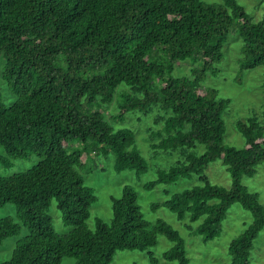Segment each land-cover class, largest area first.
I'll return each instance as SVG.
<instances>
[{"label":"trees","instance_id":"trees-1","mask_svg":"<svg viewBox=\"0 0 264 264\" xmlns=\"http://www.w3.org/2000/svg\"><path fill=\"white\" fill-rule=\"evenodd\" d=\"M232 31L243 39L240 70L264 69V21L254 22L236 0H0L2 80L16 97L7 106L0 90V147L6 152L0 162L11 168L18 160L38 161L27 171L0 175V207L17 209V220L0 219V245L28 231L0 264H61L65 258L112 264L119 251H148L159 235L173 243L165 260L190 264L185 238L164 220L148 222L132 185L114 200L110 224L98 219L94 231L87 224L97 202L82 175L90 161L111 150L118 173L140 177L149 170L135 131L115 128L133 113L154 116L155 153L183 154L145 188L199 180L153 208L199 223L193 235L209 242L220 236L231 207L241 204L253 222L231 242L229 255L231 264H250L264 230V205L243 178L264 163V125L238 121L245 145H226L224 114L231 102L214 88L200 94L208 75L219 73ZM188 61L195 65L191 77H176V66ZM114 104L117 115L110 112ZM218 160L231 173L230 189L206 175ZM54 201L72 232H57Z\"/></svg>","mask_w":264,"mask_h":264},{"label":"rangeland","instance_id":"rangeland-1","mask_svg":"<svg viewBox=\"0 0 264 264\" xmlns=\"http://www.w3.org/2000/svg\"><path fill=\"white\" fill-rule=\"evenodd\" d=\"M202 1L208 4L224 3V0ZM236 1L246 10L254 22L264 21V3L260 0ZM242 46L243 39L238 31H232L224 49V61L218 66L219 73L208 75L203 89L200 90V94L204 95L207 88L217 89L221 98L228 99L231 102L224 114L227 128L225 144L238 149L243 148L245 145V139L236 126L238 121L248 122L249 119H256L264 125V69L259 66L253 70H240L239 59L242 56ZM3 65L4 61L2 60L0 62V90L4 103L7 106H12L16 101V97L2 80ZM194 66L189 61L177 65L174 75L176 77H191V70ZM116 111L117 106L114 104L110 112L117 115L118 112ZM111 113H108V117ZM138 117H142L140 121ZM152 127H155L154 116L145 117L138 113L127 114L126 121L115 126L117 130L131 128L135 131L137 135L136 146L149 165L147 173L140 177H137L136 172L130 170L118 173L115 170L116 156L111 150L107 156L95 157L88 163L87 168L82 171L86 185L92 188L97 196V202L92 205L91 217L87 221L89 228L94 231L98 219L110 224L113 219L114 200L122 197L123 188L126 185H132L139 194L138 202L145 219L151 223H155L159 219L164 220L185 238L190 264H231L230 244L252 224V213L244 209L241 204H234L228 212V217L223 222L220 236L213 241L205 242L202 236H195L192 232L199 223L191 224L188 220L180 221L176 214L166 207L153 208V204L166 202L171 195L191 188L199 180L197 178L182 179L177 183L159 185L151 190L145 188V184L157 179L159 170L170 169L183 156L180 151L155 153L151 149V145L158 143L159 138L150 139L149 130ZM203 148V146H198L195 150L201 154ZM0 155L6 156V152L2 147H0ZM83 161L85 162V158H83ZM37 163L36 157H32L29 161H15L11 168L5 167L0 162V175L13 176L33 168ZM206 175L212 184L227 189L232 187L231 173L220 160L210 164ZM243 185L250 192L258 193L260 202L264 205V163L258 166L255 176H245L243 178ZM50 214L54 218V225L58 233L67 234L75 229V227L64 224L56 201L53 202L50 208ZM5 217H12L17 220L15 205L0 207V219ZM187 224L188 226L191 225V230ZM27 235V229L23 228L18 237L10 238L3 245H0V263L11 258L17 242ZM172 247L173 243L166 236L159 235L157 245L148 251H119L112 264H153L150 255L158 261L157 264H177V262L167 261L163 257L164 253ZM61 264H76V262L72 258H65ZM250 264H264V230L255 241Z\"/></svg>","mask_w":264,"mask_h":264}]
</instances>
